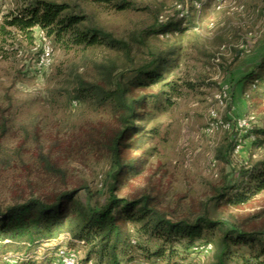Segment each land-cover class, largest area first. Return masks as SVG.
I'll list each match as a JSON object with an SVG mask.
<instances>
[{"label":"rangeland","instance_id":"rangeland-1","mask_svg":"<svg viewBox=\"0 0 264 264\" xmlns=\"http://www.w3.org/2000/svg\"><path fill=\"white\" fill-rule=\"evenodd\" d=\"M25 1L0 0L1 15ZM128 1L135 10L117 12L111 5L80 0L98 27L132 44L129 60L105 47L64 51L39 28L31 44L24 38L0 43V208L29 198L52 201L82 187L79 200L87 189L94 194L92 202L102 204L113 170L109 146L120 128L118 115L109 106L72 100L69 90L77 79L104 84L102 65L131 77L150 53L162 55L174 46L180 57L170 79L194 88L183 87L181 97L165 110L141 112L152 116L134 123L138 132L122 152L139 171L122 176L116 194L127 199L147 195L174 220L205 214L225 229L264 228V192L238 206L218 199L223 186L238 182L243 171L264 159V142H257L264 138L256 134L264 130V90L256 88L255 95L240 81L264 55V0ZM181 18V32L148 34L157 22ZM40 31L52 52L46 68L38 65ZM139 33L148 35V48L133 41ZM156 91L133 89L130 95ZM243 120L246 124L239 127ZM48 165L60 172H50ZM125 227L133 235L131 224ZM207 237L202 232L190 249L186 240L174 244L179 255L170 264H209L214 242L205 243ZM58 239V250L40 246L32 256L42 264H59L58 251L65 248L76 253L78 262L84 259V251L70 247L69 237ZM147 247L153 251L157 243ZM132 255L131 264H166L135 248Z\"/></svg>","mask_w":264,"mask_h":264},{"label":"trees","instance_id":"trees-1","mask_svg":"<svg viewBox=\"0 0 264 264\" xmlns=\"http://www.w3.org/2000/svg\"><path fill=\"white\" fill-rule=\"evenodd\" d=\"M99 5H111L117 12L135 10L128 0H90ZM157 22L152 33L166 35L181 32V21ZM39 28L64 51L91 50L105 47L129 60L132 44L114 38L98 27L84 10L80 0H27L20 8L0 13V43L24 38L33 43L34 30ZM184 30V29H183ZM147 34L139 33L133 41L148 48ZM180 48L172 47L164 54L154 55L136 67L131 77L127 72L111 70L101 66V81L88 82L77 79L69 90L71 99L78 103L110 107L118 115L120 128L111 139L109 152L112 173L106 181V197L102 204L92 202L94 194L86 189L83 200L77 198L81 189L64 191L52 201L29 198L22 203L0 208V264H42L32 256L40 246L54 245L58 250L59 237H69L70 247L84 251V259L78 264H131L132 250L138 249L148 259L155 258L170 264L179 255L174 244L188 241L189 249L200 239L202 232L208 237L205 243L214 242V252L209 264H264V228L225 229L219 221L202 214L192 221L174 220L152 204L147 195L127 199L116 194L117 184L124 175L132 176L139 170L122 156L123 149L130 146L129 136L138 132L134 123L143 120L147 107L165 110L174 99L181 97L182 88H194L192 83L178 84L170 79L177 67ZM243 87L258 94L256 88L264 90V55L245 73L241 79ZM156 87L153 94L130 95L133 89ZM264 92V91H263ZM264 93H261V96ZM254 96V95H253ZM250 95L249 98H253ZM264 138V130L256 133ZM262 144L263 139H258ZM50 172L60 171L47 166ZM131 174V175H130ZM264 192V159L249 166L240 175V180L223 186L218 199L229 205L246 204L252 197ZM131 224L133 235L125 224ZM220 230L215 236L214 231ZM150 243L157 247L150 251ZM46 248V247H45ZM6 258V259H4ZM11 260L13 263H9ZM175 264V263H172Z\"/></svg>","mask_w":264,"mask_h":264},{"label":"built area","instance_id":"built-area-1","mask_svg":"<svg viewBox=\"0 0 264 264\" xmlns=\"http://www.w3.org/2000/svg\"><path fill=\"white\" fill-rule=\"evenodd\" d=\"M39 39H40V43H42V47H41V53H40V58H39V62L38 65L39 67H43L46 68L50 65V57H51V48L49 46V43L46 40L45 35L43 34L42 31H40L39 33ZM223 98L226 97V93L223 92ZM241 122V121H240ZM246 123L243 120L241 123H239V127L244 126ZM236 151L239 150V148L241 147L240 143L237 144L235 146ZM58 261L59 264H78V258L76 253H74L71 250L65 249V248H61L58 251ZM91 264V263H88Z\"/></svg>","mask_w":264,"mask_h":264}]
</instances>
